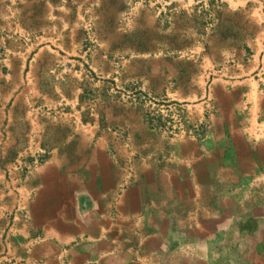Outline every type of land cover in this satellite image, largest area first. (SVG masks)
<instances>
[{
	"label": "crops",
	"instance_id": "crops-1",
	"mask_svg": "<svg viewBox=\"0 0 264 264\" xmlns=\"http://www.w3.org/2000/svg\"><path fill=\"white\" fill-rule=\"evenodd\" d=\"M14 58L0 70V264H264L262 196H239L243 178L228 191L220 143L230 132L247 145L239 128L264 115V94L244 112L248 83L222 88L209 116L213 136L170 143L169 152L129 151L123 144L141 136L128 134L125 120L113 123L107 103L93 110L102 128L89 114L78 128L70 72L51 70L41 52L23 69ZM61 103L68 116L56 112ZM244 234L256 239L234 250Z\"/></svg>",
	"mask_w": 264,
	"mask_h": 264
},
{
	"label": "rangeland",
	"instance_id": "rangeland-1",
	"mask_svg": "<svg viewBox=\"0 0 264 264\" xmlns=\"http://www.w3.org/2000/svg\"><path fill=\"white\" fill-rule=\"evenodd\" d=\"M40 52L51 70L71 73L64 82L77 92L72 115L78 128L86 114L102 128L104 119L93 110L107 103L113 123L125 120L128 134L141 136L123 144L127 150L169 152L170 143L199 144L213 136L209 116L218 90L247 82L251 93L240 97L244 112L257 93L264 94V0H0V70L14 56V67L23 69V61ZM61 105L56 112L67 115ZM255 119L239 128L247 145L230 132L220 143L229 170L224 185H234L229 192L240 185L239 196H262L260 211L256 206L262 213L264 150L258 153L256 145L264 144V115ZM262 225L260 220L257 228ZM244 237L246 242L234 239V250L256 239ZM192 248L193 261L198 255Z\"/></svg>",
	"mask_w": 264,
	"mask_h": 264
}]
</instances>
